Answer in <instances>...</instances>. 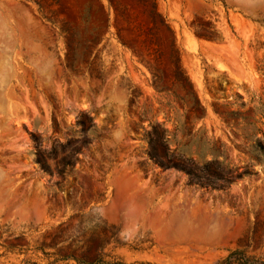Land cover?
Segmentation results:
<instances>
[{"label":"rangeland","instance_id":"374dc122","mask_svg":"<svg viewBox=\"0 0 264 264\" xmlns=\"http://www.w3.org/2000/svg\"><path fill=\"white\" fill-rule=\"evenodd\" d=\"M255 2L0 0L15 53L0 92V264L264 259ZM177 59L202 110L181 101ZM153 128L159 159L183 170L149 159ZM126 227L140 236L121 240Z\"/></svg>","mask_w":264,"mask_h":264},{"label":"trees","instance_id":"16d2710c","mask_svg":"<svg viewBox=\"0 0 264 264\" xmlns=\"http://www.w3.org/2000/svg\"><path fill=\"white\" fill-rule=\"evenodd\" d=\"M174 82L179 86L180 90L185 93V98L181 99L182 102H190L192 105L190 106L191 112H194L196 110H202L200 101L198 97L195 94V91L187 78L185 72L183 71L179 60L177 59L176 63L174 64ZM155 78V77H154ZM245 104H241L240 107H244ZM264 110V107H263ZM260 120L264 121V111H261L259 113ZM159 127L162 126L158 125ZM166 132L164 130L161 131V133H158L156 128L152 129V133L150 135L149 139V150L147 151V155L150 160L154 162L155 165H157L160 168H174L178 170H183L182 165L180 164H173L170 167L166 166L161 159H159V156L156 152L159 143L162 142V140L165 137ZM263 138L264 134L261 133ZM253 148L255 151H257L260 154H264V141L258 139L256 140ZM217 264H264V259H255L247 257L244 252L235 251L230 253L224 260L218 262Z\"/></svg>","mask_w":264,"mask_h":264},{"label":"clouds","instance_id":"9594fccd","mask_svg":"<svg viewBox=\"0 0 264 264\" xmlns=\"http://www.w3.org/2000/svg\"><path fill=\"white\" fill-rule=\"evenodd\" d=\"M250 7H257V6H264V0H256L254 4H248ZM0 32H2V29H0ZM14 58L15 53L14 51L6 46L3 43H0V92L5 91L9 84H10V78L11 74L14 71ZM54 61L50 60L47 62V68L49 74L51 73V70L53 68ZM117 134V138H118ZM3 177V172L0 171V178ZM97 217L96 224L94 226H100L102 224V219L100 218L101 214L96 213ZM221 225L216 222L212 225V234L218 235L221 231ZM140 236V233L133 232L130 228H123L120 233L119 237L121 240L125 242H131L136 240Z\"/></svg>","mask_w":264,"mask_h":264}]
</instances>
